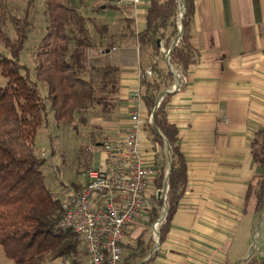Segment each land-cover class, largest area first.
<instances>
[{"label":"trees","instance_id":"1","mask_svg":"<svg viewBox=\"0 0 264 264\" xmlns=\"http://www.w3.org/2000/svg\"><path fill=\"white\" fill-rule=\"evenodd\" d=\"M5 1L0 0V43L9 56L0 53V246L8 264H43L64 257H70L80 264L76 260L82 251L74 233L56 228L62 215L60 198L47 188L43 171L45 161L35 155L33 145L37 129L47 118V102L57 125L72 123L75 115L94 105L102 106V110L108 112L107 108L111 105L108 106L107 100L103 95L99 97L97 92H116L118 67L109 62L111 55L99 48L102 46L100 41L91 38L88 24L94 21L80 11L82 2L74 5L72 0H44L47 27L35 57L34 80L31 79L28 69L19 63L20 53L27 41L28 13L25 10L20 18L8 15ZM182 1V35L170 52V62L186 72L195 62L189 28L194 4L193 0ZM31 2L29 0L27 8ZM103 5L105 9H115L112 5L101 4L96 11H100ZM178 9V0L149 1L145 28L134 35L140 48L149 46L157 54L161 48L157 43L163 41V47L168 49L169 38L177 35L175 18ZM7 22L13 29L12 39L2 30ZM169 28L171 32L165 39ZM106 29L107 26L103 25L102 30L106 32ZM95 30L103 36L102 30ZM111 48L108 45L105 50ZM88 51H93L94 55L89 56ZM151 70L154 79L144 77L141 80L143 103L149 113H152L160 95L161 82L157 79L168 78L171 83L174 78L170 72L162 74L156 65H152ZM41 83L46 86L45 99L39 92L38 84ZM107 86H110L109 90H106ZM168 98L169 94L163 97L154 111L153 124L147 126L155 146V158L157 150L162 153L164 148L158 132L170 146L171 155L165 204L167 214L159 229L160 244L169 233L171 221L187 186V166L180 152L178 131L166 116ZM250 151L253 162L261 169V175L249 185L248 194L254 199V211L263 214L264 129L254 134ZM156 163V184L160 188L165 166H159L157 159ZM72 188L80 191L82 186L74 184ZM153 202L159 208L163 205L156 197ZM158 215V209L154 208L148 215V222L152 224ZM142 235L143 231L137 237L135 246L124 247L123 264H138L149 255L152 248L144 245ZM152 259L150 257L144 264ZM240 262L228 264H264V258L250 256L247 261Z\"/></svg>","mask_w":264,"mask_h":264},{"label":"crops","instance_id":"2","mask_svg":"<svg viewBox=\"0 0 264 264\" xmlns=\"http://www.w3.org/2000/svg\"><path fill=\"white\" fill-rule=\"evenodd\" d=\"M139 1L133 5L131 0H115L106 3L115 9L103 5L105 11L98 12L116 19L120 39L127 37L128 29L132 31L131 41H123L110 53L120 76L118 99L123 106L118 111L126 115L125 128L132 95L144 93L142 66L144 71L156 65L162 74L170 72L162 52L166 49L163 41L157 54L149 46L140 48L136 41L134 35L145 28L150 0ZM193 4L189 28L195 62L186 72L175 68L178 86L176 78L171 83L168 78L157 79L161 82L160 94H169L166 116L178 131L180 152L187 166V186L166 239L147 264L242 261L229 257L235 229L245 217L264 218V212L254 211V199L248 194L249 185L261 175L250 145L254 134L264 129V0H193ZM94 6L87 0L80 8L96 15ZM105 25H110L109 21ZM170 32L171 28L165 39ZM174 38H169V46ZM142 109L143 114L148 112L143 97ZM141 141L147 152L154 146L148 129ZM164 149L162 153L158 150L155 160L166 170ZM102 160L103 154L99 168ZM84 184L85 179L78 185ZM134 226L125 229V244L128 230ZM251 256L264 258L261 251Z\"/></svg>","mask_w":264,"mask_h":264},{"label":"rangeland","instance_id":"3","mask_svg":"<svg viewBox=\"0 0 264 264\" xmlns=\"http://www.w3.org/2000/svg\"><path fill=\"white\" fill-rule=\"evenodd\" d=\"M86 1L87 0H72V3L78 5L80 2L85 3ZM28 2L29 0H6L5 7L8 15L18 18L23 17L25 10H27L29 19L28 35L27 41L19 56V63L28 69L31 79L34 80L35 57L41 45V40L46 33L47 17L44 13V0H32L31 6L27 8ZM88 2L95 5L94 8L97 9L99 5L109 3L110 0H88ZM103 9L104 8H102V11H105ZM80 11L84 16L94 21L88 24L90 36L94 41H100L102 46H99V48L106 51V54L114 53V48L121 47L123 41H131L130 35H132V31L128 29V38L120 39L118 22H116L115 18H106L105 12L101 14L98 13L101 9L100 11L95 10L96 13H98L96 15H92L87 9L80 8ZM178 17L179 9L175 18L176 27L178 25ZM106 20L109 21L110 25L107 26L106 32H104L102 26L105 25ZM95 28L102 30L103 36L100 32H97ZM2 30L10 39L14 37L12 26L8 22ZM108 45L112 47L111 50H105ZM96 52L99 53V51ZM0 53L9 56L1 43ZM88 55L93 56L94 52L88 51ZM109 62L115 64V59L110 57ZM90 65L91 64L88 63L89 67ZM140 71H144L143 66ZM117 76L119 80V72ZM38 88L42 98L45 99L47 96L46 86L41 83L38 84ZM109 89L110 86H107L106 90ZM118 91L119 83H117L116 92L113 94L108 93V95L106 92L104 94L97 92L99 97L103 95L105 100H107L108 106L111 105L107 108L109 110L108 112H104L102 106L94 105L81 114L75 115L74 121L67 125H57L55 123L52 111H50L49 104L46 101L48 110L47 118L37 129L33 151L37 157L45 161L43 170L45 184L49 191L55 194L56 197L61 199L66 192L71 190L74 184H81L84 180V174L88 169H98L102 155L100 152L102 142L114 139L120 129L125 128L126 115L124 116V114L118 111L119 107L123 106L122 102L118 99ZM79 118H82L83 121ZM113 120L117 122L115 123ZM73 190L76 191L74 188ZM162 207H157L158 214H160ZM263 220V217L259 218L255 216V219H253L251 216H248L240 222L239 226L235 229L232 241L229 243L230 259L242 258L244 260L249 255L258 254L259 251L264 254ZM137 224H140V226ZM134 225V227L128 230L129 234L126 238L127 244L125 245L130 247L135 246L136 237L143 231L142 240L144 245L152 249L156 247V241L152 236V224L145 220L142 223H135ZM79 247L82 254L77 260L79 263H82L84 260V250L81 246ZM0 264H8L1 246ZM43 264H60V259L53 262L46 261L43 262Z\"/></svg>","mask_w":264,"mask_h":264},{"label":"built area","instance_id":"4","mask_svg":"<svg viewBox=\"0 0 264 264\" xmlns=\"http://www.w3.org/2000/svg\"><path fill=\"white\" fill-rule=\"evenodd\" d=\"M131 3L137 5L140 1L131 0ZM169 47L162 49L165 58ZM166 64L176 74V67L170 60ZM153 76L149 68L141 73L140 79ZM159 96L156 108L164 97ZM142 97L140 91L131 97L128 126L116 138L102 142V166L88 169L81 190L77 192L71 188L60 199L62 215L56 228L74 233L84 250V260L80 264H123L124 231L135 223L148 222V215L154 208L157 209L153 202L155 197L163 202L158 218L152 223V236L158 243L159 228L167 214L168 167L162 186L158 188L155 182L158 173L155 146L148 152L142 147L141 137L147 126L153 124L152 113H142ZM160 137L164 142L168 166L165 138L162 134ZM60 264L76 263L72 258L64 257L60 259Z\"/></svg>","mask_w":264,"mask_h":264},{"label":"water","instance_id":"5","mask_svg":"<svg viewBox=\"0 0 264 264\" xmlns=\"http://www.w3.org/2000/svg\"><path fill=\"white\" fill-rule=\"evenodd\" d=\"M178 7H179V21H178V25H177V35L175 36L173 42L171 43L170 47H169V50H168V53H167V56H166V61H169L170 60V52L171 50L177 45V43L179 42L180 38H181V35H182V25H181V22H182V19H183V9H184V4H183V1L182 0H178ZM157 45L160 47L161 46V42L158 41ZM171 74L173 75L174 78H176V82H177V86L179 85V79L177 77V75L171 70L169 69ZM168 92H163L160 94L159 97L161 96H165ZM156 109V105L152 111V118H153V114H154V111ZM158 135L161 136V134L158 132ZM165 143H166V146H167V152H168V172H167V175H166V182H168V178H169V173H170V170H171V157H170V146L167 144L166 140H165ZM166 209V208H165ZM159 240H158V243L155 245L156 247H154L149 255L147 256V258H145L142 262L138 263V264H144L145 262L148 261V259L151 257L152 253L155 251V249L157 248V246L159 245ZM250 255L242 260L240 263H243L245 261H247L249 259Z\"/></svg>","mask_w":264,"mask_h":264}]
</instances>
